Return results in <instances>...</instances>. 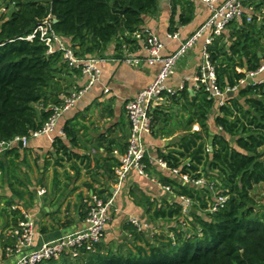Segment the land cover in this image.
Wrapping results in <instances>:
<instances>
[{
    "label": "trees",
    "instance_id": "trees-1",
    "mask_svg": "<svg viewBox=\"0 0 264 264\" xmlns=\"http://www.w3.org/2000/svg\"><path fill=\"white\" fill-rule=\"evenodd\" d=\"M255 1L264 4V0ZM6 5L10 15L0 24V141L31 137L42 130L53 116L47 108L59 105L57 92L66 90L56 81L57 75L69 68L63 54L48 55L39 38L33 42L20 38L52 16L57 20L54 30L78 57L101 55L113 40H117L116 52H123L124 46L131 51L137 46L135 36L141 32L144 16H153L158 10V0H9ZM172 7L170 32H176V25L192 22L193 8L189 0H172ZM209 51L219 89L240 87L247 74L237 69L255 72L264 61V23L244 19L241 24H231L229 35L216 40ZM37 104H42L40 112ZM169 104L154 111L153 132L161 126L158 133L166 138L177 131L183 134L161 159L168 169L181 170L191 181L207 179L209 184L196 189L165 177L161 181L178 197L193 201L190 217L198 233L190 237L173 229L174 241L169 239L160 246L147 243V248L138 247L128 256L95 254L83 262L64 259L59 264H264V222L254 218L252 196L264 184V83L239 88L237 95L220 108L221 115L215 121L226 136L210 135L207 122L215 101L209 99L204 88L195 95L188 90L180 92L170 98ZM174 107H178L176 112L171 111ZM196 124L201 132H192ZM76 126L79 124L68 122L64 129L73 146L78 144ZM54 147L59 153L70 152L60 137ZM146 166L154 168L149 158ZM214 196L227 198L226 204L203 218L199 212L208 211ZM147 205L152 221L178 222L183 217L181 204L159 206L147 200ZM12 216L16 227L23 216L19 211H13ZM132 233L136 239L141 235Z\"/></svg>",
    "mask_w": 264,
    "mask_h": 264
},
{
    "label": "crops",
    "instance_id": "crops-1",
    "mask_svg": "<svg viewBox=\"0 0 264 264\" xmlns=\"http://www.w3.org/2000/svg\"><path fill=\"white\" fill-rule=\"evenodd\" d=\"M189 1L193 8V20L186 26L176 25V32H170L172 0H158L156 14L143 18L141 32L135 36V49L129 53L124 50L118 53L117 40H113L104 53L92 56L98 59L101 69L100 78L92 85L89 84L88 77L75 73L70 66V69H64L56 80L62 89H66L57 92L61 103L52 104L47 110L62 107L66 98L76 90H82L83 94L72 108L61 114L55 133L31 137L26 147L19 144L0 154V264H16L29 251L24 249L22 254H7V249L18 241L15 233L26 215L34 225L33 247L39 248L47 242L84 230L93 195L114 200L113 220L95 254L128 256L136 253L138 247H146L147 243L160 246L168 243L167 239L174 241V230L168 236H163L167 230L165 226L171 222L152 221L147 214V200L159 206L163 203L181 204L184 208L181 197L177 196L174 189L173 192H166L153 181L162 183V177L173 180V174L159 167L158 161L162 160V154H166V142L175 137L180 139L183 132L177 131L173 137L166 138L158 133L161 127L158 126L155 132L145 136L148 156L154 166L152 170L148 169L150 178L131 172L121 181L116 170L128 147L130 126L126 105L153 83L160 69L159 66L149 67L144 62L148 56L147 32L160 38L165 46V55L178 50L181 42L193 36L210 16L202 2ZM175 34L180 40L169 38ZM202 47L203 41H200L179 63L176 75L167 82L168 87H194L202 62ZM136 60L139 61L138 66L128 63ZM259 79L263 80L264 75ZM215 104L218 112L213 117L210 114L213 119L208 116L207 122L210 135L226 136L222 128L216 125L215 120L221 115V107ZM177 110L178 107H174L171 111ZM68 122L79 124L76 126L77 146H73L64 133ZM192 132H201V126L194 125ZM58 137L64 140L70 152H57L54 144ZM227 138L229 139L228 136ZM41 191L45 193L42 195ZM13 211H19L23 216L16 227L13 223ZM191 211L192 209L185 214L183 210L182 218L190 217ZM131 219H136L153 230L157 240L150 241L147 231L138 232L130 224ZM172 223L171 229H180L176 222ZM129 228L140 233V237L136 239ZM181 229L186 232V229ZM88 257L80 261L83 262Z\"/></svg>",
    "mask_w": 264,
    "mask_h": 264
},
{
    "label": "built area",
    "instance_id": "built-area-1",
    "mask_svg": "<svg viewBox=\"0 0 264 264\" xmlns=\"http://www.w3.org/2000/svg\"><path fill=\"white\" fill-rule=\"evenodd\" d=\"M9 0H0V24L10 15V8L6 2ZM208 9L210 16L208 20L191 36L188 40L181 42V46L175 52L165 55V46L160 38L151 32H147L148 37V56L145 59L149 67L159 66L160 69L155 76L153 83L143 90L138 96L129 101L126 105V115L129 121L130 132L127 140V151L121 159V164L116 173L119 180H123L129 173L136 172L140 176L150 178L146 166L148 156L145 136L153 133V113L164 105L169 104L171 97L178 95L185 90L190 91L192 95L202 88L209 94V99L214 100L220 107L226 105L229 94L236 93L243 86L249 85L248 79L251 78L254 84H263L264 79H259L264 75V61L255 72L237 69L238 72L247 74V78L240 82V87L222 91L219 89L217 81L216 65L212 60L209 51L215 41L227 35L231 24L237 22L241 24L245 19L248 23L257 22L259 25L264 23V4L255 0H199ZM15 6V3L12 5ZM55 18L49 16L39 24L31 34L21 40L33 42L36 39L45 44L48 48L47 54L53 55L61 52L63 59L72 69L81 70L83 76L88 77L90 85L96 82L101 76V69L98 65V59L91 57H78L70 44L56 33L53 25ZM172 40H180L177 34L170 35ZM203 41L201 50L202 62L199 72L195 78V85L192 89L182 85L178 89L170 88L167 82L177 73L178 65L183 61L187 54L200 42ZM227 42V41H226ZM1 46V45H0ZM125 52L129 53L127 46L123 47ZM129 64L139 65V61H129ZM252 84V83H251ZM82 90H76L66 98L64 105L60 108L54 107L53 116L45 123L42 130L33 132L31 137H40L42 135H51L55 133L57 122L63 112L72 108L77 100L82 96ZM31 137H16L9 141H0V154L11 150L16 145L21 144L24 147L28 145ZM158 166L169 170L174 176L190 184L192 187L202 188L207 186L203 179L191 181L188 176L182 175L181 170H170L165 161L159 160ZM158 186L166 192H173L172 188L163 185L161 182L153 180ZM191 182V183H190ZM213 189V187H209ZM41 191L40 194H44ZM184 204V213L188 214L194 203L187 197H181ZM227 198L214 196V202L209 204L208 213L215 214L224 208ZM90 209L86 219L87 227L70 236L63 237L43 244L39 248H34V225L26 215L19 224V229L15 235L18 238L17 243L7 249L8 255L22 254L24 249L29 250L23 254L16 264H46L49 262H61L64 259L70 261H80L85 257L95 254L103 243L108 227L113 220L114 200L113 198H104L93 195L91 198ZM130 224L138 232H145L149 227L141 224L136 219H131Z\"/></svg>",
    "mask_w": 264,
    "mask_h": 264
},
{
    "label": "rangeland",
    "instance_id": "rangeland-1",
    "mask_svg": "<svg viewBox=\"0 0 264 264\" xmlns=\"http://www.w3.org/2000/svg\"><path fill=\"white\" fill-rule=\"evenodd\" d=\"M227 35H229V30L227 32ZM228 45H231V44L228 43ZM252 84H254V83L252 82ZM235 94L237 95V92ZM169 102H170V100H169ZM41 106H42V104H37L36 105V108H37V110L39 112L41 111ZM215 107H218V106H214L213 110H211V112H210L212 117L218 112L217 108H215ZM211 116H209V117H211ZM212 117H211V119H213ZM209 148H210V151H211V147H209ZM261 152H262V154H264V149H262ZM173 180H175L177 182H180L181 179L179 177H177V176H174ZM203 181H204V183L206 185L209 184V181L207 179H203ZM187 185H190V184H187ZM211 187H213V184H211ZM252 196L254 198V208H255L254 209L255 210L254 218L255 219H260L261 221L264 222V184L258 186L255 189V191L253 192ZM193 208H194V206H193ZM199 213H201V216L203 218H207V215H208L207 211H202V212H199ZM172 226H173L172 222L168 223L165 226V227H167V230L165 231V235H163V236H168L171 233L170 231L173 230V229H171ZM176 226H177V228H180V229L181 228L186 229L185 231L190 237L195 236V234L198 233L197 230H196V228H198V227L195 226L194 219L191 218V217H188V216L185 217V218H181L180 221L176 222ZM147 234H149L147 236L150 238V241H156L157 238H158V237H154L155 235H153L154 234L153 230H147ZM167 240H169V239H167Z\"/></svg>",
    "mask_w": 264,
    "mask_h": 264
},
{
    "label": "water",
    "instance_id": "water-1",
    "mask_svg": "<svg viewBox=\"0 0 264 264\" xmlns=\"http://www.w3.org/2000/svg\"><path fill=\"white\" fill-rule=\"evenodd\" d=\"M55 22H57V20H55ZM259 56L262 57L261 53H259ZM252 82H253V80H252L251 78H249V79H248V83L251 84ZM233 96H235V93H231V94H229V97L232 98ZM178 141H179V138H178V137H175V138H173L172 140L167 141V142H166V146H167V147H169V146H173V145H175ZM20 145L22 146V142H21ZM180 183H181L182 185H184V186L187 185V183L184 182V181H182V180H180Z\"/></svg>",
    "mask_w": 264,
    "mask_h": 264
}]
</instances>
